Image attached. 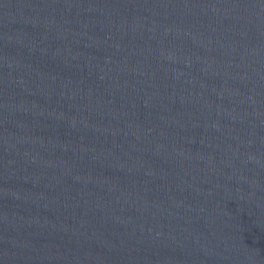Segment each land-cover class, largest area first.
I'll return each mask as SVG.
<instances>
[{
	"label": "water",
	"instance_id": "95a60500",
	"mask_svg": "<svg viewBox=\"0 0 264 264\" xmlns=\"http://www.w3.org/2000/svg\"><path fill=\"white\" fill-rule=\"evenodd\" d=\"M0 264H264V0H0Z\"/></svg>",
	"mask_w": 264,
	"mask_h": 264
}]
</instances>
